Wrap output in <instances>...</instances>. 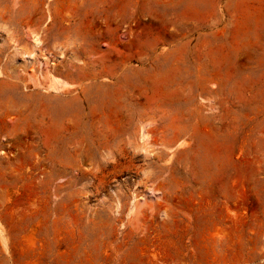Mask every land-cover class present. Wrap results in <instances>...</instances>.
Here are the masks:
<instances>
[{
  "label": "rangeland",
  "instance_id": "374dc122",
  "mask_svg": "<svg viewBox=\"0 0 264 264\" xmlns=\"http://www.w3.org/2000/svg\"><path fill=\"white\" fill-rule=\"evenodd\" d=\"M0 264H264V0H0Z\"/></svg>",
  "mask_w": 264,
  "mask_h": 264
}]
</instances>
